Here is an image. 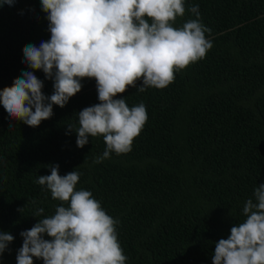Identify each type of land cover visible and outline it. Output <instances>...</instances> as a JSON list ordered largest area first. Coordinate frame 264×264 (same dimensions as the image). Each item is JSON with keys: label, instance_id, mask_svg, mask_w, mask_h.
I'll return each mask as SVG.
<instances>
[{"label": "trees", "instance_id": "16d2710c", "mask_svg": "<svg viewBox=\"0 0 264 264\" xmlns=\"http://www.w3.org/2000/svg\"><path fill=\"white\" fill-rule=\"evenodd\" d=\"M193 5L213 47L163 89L129 86L118 94L130 108L146 106L130 152L97 163L102 136L80 148L74 130L66 135L67 124L79 126L80 110L99 103L94 78L37 127L11 119L0 104V230L15 238L0 264H17L20 233L61 204L34 183L51 174L50 164L60 175L80 173L74 190L90 191L119 221L126 264H212L215 242L245 219V202L264 183V0H185L175 27L197 19ZM48 39L41 0L0 7V90L31 70L23 48ZM32 71L50 96L53 80ZM40 207L41 217L33 216Z\"/></svg>", "mask_w": 264, "mask_h": 264}, {"label": "clouds", "instance_id": "9594fccd", "mask_svg": "<svg viewBox=\"0 0 264 264\" xmlns=\"http://www.w3.org/2000/svg\"><path fill=\"white\" fill-rule=\"evenodd\" d=\"M15 2L0 0V7ZM41 9L50 39L23 48L22 62L31 70L22 71L12 86L0 90V104L11 119L37 127L54 115V105L65 107L81 91L84 78H94L99 103L80 110L79 126L67 124L66 135L74 130L80 148L90 137L102 136L106 149L97 163L112 152H130L148 119L143 103L130 108L118 94L129 86L140 92L163 89L176 72L203 59L213 47L198 5L189 9L197 19L174 26L185 14V0H41ZM32 70H42L53 80L50 96ZM49 167L51 174L39 175L34 183L61 204L44 218H39L43 207L34 211L39 219L20 233L23 244L17 264H34L33 258L43 264H126L118 240L119 221L90 191L74 190L80 173L60 175L58 164ZM253 196L243 206L245 219L231 227L226 239L215 242L212 264H264V183ZM14 239L0 230V258Z\"/></svg>", "mask_w": 264, "mask_h": 264}]
</instances>
